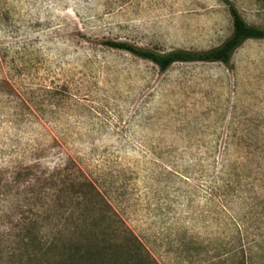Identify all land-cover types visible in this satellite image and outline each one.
<instances>
[{
  "label": "rangeland",
  "instance_id": "1",
  "mask_svg": "<svg viewBox=\"0 0 264 264\" xmlns=\"http://www.w3.org/2000/svg\"><path fill=\"white\" fill-rule=\"evenodd\" d=\"M224 1L0 0V234L61 231L52 191L5 182L66 166L146 264H264V39L164 71L104 45L215 48ZM227 1L264 28V0Z\"/></svg>",
  "mask_w": 264,
  "mask_h": 264
},
{
  "label": "trees",
  "instance_id": "2",
  "mask_svg": "<svg viewBox=\"0 0 264 264\" xmlns=\"http://www.w3.org/2000/svg\"><path fill=\"white\" fill-rule=\"evenodd\" d=\"M224 2L229 10L232 29L229 37L215 48L205 51L174 50L157 53L120 41H105L104 45L148 60L160 71L177 62L228 64L235 49L245 40L264 39V28L246 24L234 6L227 0ZM78 173L80 176H73L69 168L64 166L62 170L56 169L42 176L32 168L27 169L23 175L13 176L5 182L10 186L20 183L21 186L36 185L31 195L35 206L38 200L47 198L52 191V207L60 209L65 217L61 231L37 234V218L34 222L25 223L28 232L0 234L2 244L6 241L10 243L9 262L17 260L27 264H146L137 257L130 239L123 238L119 241L115 220L108 213L99 192L80 172ZM69 209L73 211L67 214ZM45 222L48 224L47 219ZM37 255L40 260H37ZM2 260L3 257H0V262Z\"/></svg>",
  "mask_w": 264,
  "mask_h": 264
}]
</instances>
